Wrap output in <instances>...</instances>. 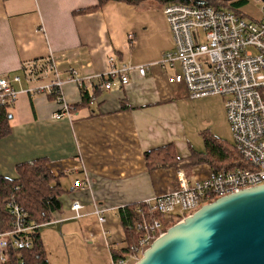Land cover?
<instances>
[{
  "label": "crops",
  "instance_id": "obj_1",
  "mask_svg": "<svg viewBox=\"0 0 264 264\" xmlns=\"http://www.w3.org/2000/svg\"><path fill=\"white\" fill-rule=\"evenodd\" d=\"M97 4L0 0V76L17 92L6 107L0 177L15 179L16 165L39 158L59 175L61 207L40 229L48 264H112L111 250L125 243L116 208L176 187L177 169H150L144 152L166 145L177 157L197 151L188 141L189 114L207 105L205 97L190 99L182 84L168 81L179 71L178 64L173 70L160 63L171 48L164 6L112 0ZM109 56L117 68L144 65L146 71L140 75L131 70L125 85L102 90L88 76L106 72ZM51 62L62 79L70 68L88 77L81 88L90 102L71 111L69 118L55 119L60 104L30 91L52 79ZM61 93L67 105L81 102L80 87L73 81L65 82ZM209 170L201 163L184 172L189 179H200ZM74 200L82 205L78 219L70 218ZM94 203L107 209L102 225L92 212Z\"/></svg>",
  "mask_w": 264,
  "mask_h": 264
},
{
  "label": "built area",
  "instance_id": "obj_2",
  "mask_svg": "<svg viewBox=\"0 0 264 264\" xmlns=\"http://www.w3.org/2000/svg\"><path fill=\"white\" fill-rule=\"evenodd\" d=\"M257 20H245L235 12L208 5L171 3L163 7L171 48L160 58L162 65L179 71L168 76V81L182 84L190 99L219 95L223 99L226 120L233 147L245 164L242 168L209 171L200 179H189L183 169L176 171V187L145 200L159 214V219L148 222L142 218L134 222L136 230L144 235L129 247L131 253L112 264H133L158 236L165 232L170 220L181 221L200 206L218 197L264 183V9ZM109 69L103 74L88 76L96 79L102 90L125 85L128 74L136 70L144 75V65H122L117 68L114 59H107ZM52 79L30 91L55 94L60 109L55 119L70 117L71 108L62 100V85L73 81L78 87L83 80L74 69L62 79L53 62ZM19 81L18 76L13 77ZM17 92L10 81L0 76V103L13 102ZM10 214V228L0 232V261L5 260V249H28L31 242L27 233L35 226L25 224L27 213L12 201L6 203ZM82 205L74 200L70 205L71 219L81 217ZM107 209L94 203L92 212L100 225ZM108 233L104 230L103 234Z\"/></svg>",
  "mask_w": 264,
  "mask_h": 264
},
{
  "label": "trees",
  "instance_id": "obj_3",
  "mask_svg": "<svg viewBox=\"0 0 264 264\" xmlns=\"http://www.w3.org/2000/svg\"><path fill=\"white\" fill-rule=\"evenodd\" d=\"M96 7L103 6L107 1L97 0ZM121 1L132 5L142 3H153L165 6L171 3H183L189 5H208L216 9H227L235 12L239 16L243 14L239 8L248 0H112ZM261 1V0H260ZM262 2V1H261ZM95 7V8H96ZM81 102L70 105L71 111H75L82 105L90 102V97L86 90L80 88ZM50 98H55V94H47ZM12 102L0 103V137L8 131V112L7 108ZM204 141V151L197 152L190 149L188 155L177 157L169 148L171 145L161 146L144 152V158L150 169L173 167L174 169L183 168L190 170L195 165L205 163L209 166V171H220L222 169H235L244 167L234 147H227L219 138H214L207 132H202ZM17 178L10 179L0 177V232L10 228V214L6 208V203L14 202L26 211L27 217L25 224L35 226L28 233L31 246L28 249H5V260L0 264H48L40 239V229L49 224L51 215L60 209L58 195L62 192L58 181L59 175L53 174L47 166L45 159L39 158L32 161L16 165ZM119 217L124 231V247L119 250H111V258L115 262L125 258L131 253L129 247L136 243L142 235L143 230H136L134 222L146 219L151 222L159 219V214L153 211L150 206L141 201L134 204L124 205L115 210ZM175 223L170 220L164 227L165 230Z\"/></svg>",
  "mask_w": 264,
  "mask_h": 264
},
{
  "label": "water",
  "instance_id": "obj_4",
  "mask_svg": "<svg viewBox=\"0 0 264 264\" xmlns=\"http://www.w3.org/2000/svg\"><path fill=\"white\" fill-rule=\"evenodd\" d=\"M133 264H264V183L203 204Z\"/></svg>",
  "mask_w": 264,
  "mask_h": 264
},
{
  "label": "rangeland",
  "instance_id": "obj_5",
  "mask_svg": "<svg viewBox=\"0 0 264 264\" xmlns=\"http://www.w3.org/2000/svg\"><path fill=\"white\" fill-rule=\"evenodd\" d=\"M264 3L260 0H248L239 11L245 20H256L261 17V9ZM197 99V98H195ZM206 106H196L189 114L190 134H188L189 144L197 151H204V141L202 132H207L214 138L233 148V141L228 122L226 120L223 99L219 95L205 97ZM174 224V223H173Z\"/></svg>",
  "mask_w": 264,
  "mask_h": 264
}]
</instances>
